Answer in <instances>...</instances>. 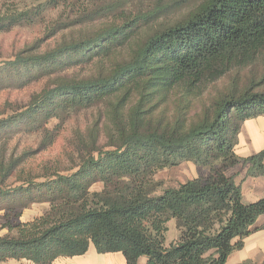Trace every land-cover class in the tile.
<instances>
[{
	"label": "trees",
	"instance_id": "16d2710c",
	"mask_svg": "<svg viewBox=\"0 0 264 264\" xmlns=\"http://www.w3.org/2000/svg\"><path fill=\"white\" fill-rule=\"evenodd\" d=\"M132 1L43 0L40 13L71 2L79 4L80 24L111 22L0 62V91L47 80L23 109L0 119V229L7 231L0 236V262L53 264L93 245L98 254L121 253L126 264L140 258L145 264H226L264 215V198L244 203L240 185L226 175L241 164L246 177L264 178V150L247 158L235 154L242 124L264 117V0ZM31 12L1 15L0 33L32 22L37 12ZM94 60L101 62L96 73L65 75ZM257 66L258 81L250 78L243 87L231 81L188 116L206 86ZM97 106L102 115L77 141L83 153L74 172L45 166L35 173L23 166L31 152L8 153L17 130L42 133L46 148L54 140L51 120L64 122ZM101 133L106 143L99 147ZM184 162L205 175L157 194L154 175ZM14 176L13 184H20L8 189ZM96 183L101 191L91 192ZM34 203L49 208L18 222Z\"/></svg>",
	"mask_w": 264,
	"mask_h": 264
},
{
	"label": "rangeland",
	"instance_id": "374dc122",
	"mask_svg": "<svg viewBox=\"0 0 264 264\" xmlns=\"http://www.w3.org/2000/svg\"><path fill=\"white\" fill-rule=\"evenodd\" d=\"M128 3L133 2L127 0ZM43 0H0V16L5 15L8 11H26L31 10V14H37L32 17V22H23L11 28L7 32L0 33V62L8 59L14 53L27 47L37 46L38 51L52 49L63 41L76 38L80 33L94 32L100 27L111 22L110 19L102 18L93 23H82L77 21L79 4L60 3L54 7H45L41 13L36 10L42 5ZM78 23V24H77ZM119 50L120 55L126 56L129 46H124ZM115 55L112 59L118 58ZM122 58V57H121ZM120 59V58H119ZM99 60H94L87 65L78 66L65 75H78L79 77L90 76L96 73L99 67ZM105 66L108 65V60H101ZM100 62V63H101ZM253 78L258 81L261 78V68H248L242 71H233L205 87L201 96L194 99L192 109L188 116L192 117L197 114L203 105L208 104L210 98L218 93L224 92L231 81L243 87L248 84L249 79ZM47 80H40L23 89H7L0 91V119L14 115L25 107L31 96L40 92L46 85ZM103 107L97 106L87 110L76 112L69 116L64 122L56 119L51 120L47 129L53 131L54 140L51 145L43 148L41 144L43 140L42 133H28L24 130H17L13 134L8 145V153L12 152L14 157L20 156L24 151L31 152L24 160V168L32 169L35 173H40L41 168L47 167L54 170H60L62 174L74 172L80 162L78 139H86L88 130L93 126L95 120L102 115ZM106 140L103 134H100L98 145L104 146ZM34 152V153H33ZM205 170L194 166L192 163L184 162L176 167L168 168L157 172L153 179L158 183L157 194L167 188H175L179 184L188 180L205 175ZM16 176L8 180L5 185L9 189L19 185L14 183ZM11 184V186H10ZM102 189L101 183L94 184L91 192H99ZM49 208L48 203H34L21 212V216L17 219L18 222L26 223L35 220L43 215ZM3 211H0V227L4 225ZM172 226V225H171ZM7 233L6 229H0V236ZM142 263H146L145 258H140ZM254 264H258L253 262ZM0 264H30L27 261L8 260L0 262Z\"/></svg>",
	"mask_w": 264,
	"mask_h": 264
},
{
	"label": "crops",
	"instance_id": "0c3cea01",
	"mask_svg": "<svg viewBox=\"0 0 264 264\" xmlns=\"http://www.w3.org/2000/svg\"><path fill=\"white\" fill-rule=\"evenodd\" d=\"M264 150V117L246 120L238 135L235 154L240 158H247ZM226 175L233 177L241 187L244 203H252L264 198V178L246 177V167L238 164L226 170ZM258 264L264 262V215L260 216L251 234L244 239V247L233 252L226 264H241L245 261ZM31 264V263H30ZM53 264H126L121 253L98 254L93 245L82 255L72 258H58ZM137 264L142 263L141 259Z\"/></svg>",
	"mask_w": 264,
	"mask_h": 264
}]
</instances>
